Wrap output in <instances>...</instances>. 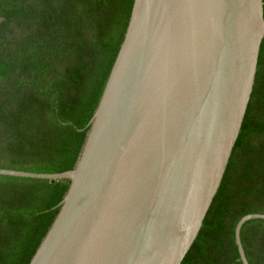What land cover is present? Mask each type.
Returning <instances> with one entry per match:
<instances>
[{
  "label": "water",
  "instance_id": "obj_1",
  "mask_svg": "<svg viewBox=\"0 0 264 264\" xmlns=\"http://www.w3.org/2000/svg\"><path fill=\"white\" fill-rule=\"evenodd\" d=\"M264 0H135L75 168L31 264H181L221 186L255 84ZM244 215L235 235L244 264Z\"/></svg>",
  "mask_w": 264,
  "mask_h": 264
},
{
  "label": "trees",
  "instance_id": "obj_2",
  "mask_svg": "<svg viewBox=\"0 0 264 264\" xmlns=\"http://www.w3.org/2000/svg\"><path fill=\"white\" fill-rule=\"evenodd\" d=\"M135 0H0V168H75ZM71 180L0 174V264H31ZM264 213V40L251 99L221 186L181 264H244L239 220ZM250 264H264V218L246 221Z\"/></svg>",
  "mask_w": 264,
  "mask_h": 264
}]
</instances>
